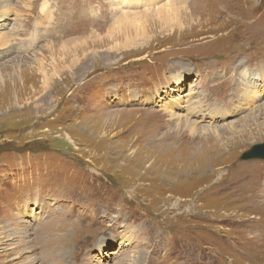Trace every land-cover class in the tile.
<instances>
[{"label": "rangeland", "instance_id": "374dc122", "mask_svg": "<svg viewBox=\"0 0 264 264\" xmlns=\"http://www.w3.org/2000/svg\"><path fill=\"white\" fill-rule=\"evenodd\" d=\"M261 68L264 0H0V264H259Z\"/></svg>", "mask_w": 264, "mask_h": 264}, {"label": "bare ground", "instance_id": "6f19581e", "mask_svg": "<svg viewBox=\"0 0 264 264\" xmlns=\"http://www.w3.org/2000/svg\"><path fill=\"white\" fill-rule=\"evenodd\" d=\"M183 2V1H182ZM186 4V3H185ZM181 10H186V8L185 7H181V8H179V9H177V10H175L173 13H172V15H173V23H172V25L173 24H175V22L177 21H180V19H181V17L183 16V13L181 12ZM123 12V11H122ZM187 13H189V11H185V17H189V21L188 22H191V18H192V16H191V14H192V11H190V13H189V15L187 14ZM123 14V16H124V18H127L128 16H131L132 14H134V13H127V11L126 12H123L122 13ZM161 14V13H160ZM167 20V19H166ZM124 21V23H126V19H124L123 20ZM163 22H165V21H161L159 24H163ZM169 22V21H168ZM194 22V21H193ZM179 25H177V27L179 28V29H181V23H178ZM118 28H122V26H117V29ZM183 29V28H182ZM122 30V29H121ZM134 40V39H133ZM240 65H242L241 67H240V69H242V68H244L245 67V64L243 63V62H241V63H239ZM238 68V67H237ZM250 73V71L248 72V74ZM250 78V77H249ZM256 81L257 82H259V83H263L264 82V68H261V74H260V76L258 77V78H256ZM240 84H242V83H240ZM179 212H181V211H178L175 215H173V219L171 218L170 219V221L169 222H172L173 220H175L176 218H185L186 216H187V214L188 215H190L191 216V214L190 213H185V212H183V213H179ZM247 222H251V220H248ZM250 224V223H249ZM251 224H252V226H251ZM250 224V227H251V234L252 235H254V236H256V237H258L259 239L258 240H260V241H264V219L263 218H259L258 220H256V219H254V221L252 222ZM45 230V229H44ZM45 231H43V232H41L39 235H38V238H39V240L38 241H41L40 239L41 238H44L42 235H43V233H44ZM47 238V237H46ZM52 240V239H51ZM53 240H54V238H53ZM46 241V240H45ZM56 241V240H55ZM47 242V241H46ZM32 244V243H31ZM34 244V243H33ZM55 245V244H54ZM263 245H264V243H263ZM58 246V245H57ZM46 247V246H45ZM35 248V247H34ZM46 249V248H45ZM49 249V248H48ZM30 250V249H29ZM30 252V251H29ZM37 253V252H36ZM39 253V252H38ZM47 254H49V255H52V256H54V255H57V254H61L60 253V251L58 252L57 250H55V248H52V250H50V251H47ZM105 255V254H104ZM41 257V256H40ZM60 258V257H59ZM256 261H258L259 262V264H264V258H259V259H257ZM53 262V261H52Z\"/></svg>", "mask_w": 264, "mask_h": 264}, {"label": "water", "instance_id": "95a60500", "mask_svg": "<svg viewBox=\"0 0 264 264\" xmlns=\"http://www.w3.org/2000/svg\"><path fill=\"white\" fill-rule=\"evenodd\" d=\"M256 160H264V144L254 146L241 157L244 162Z\"/></svg>", "mask_w": 264, "mask_h": 264}]
</instances>
